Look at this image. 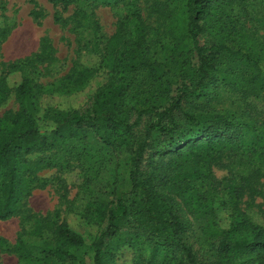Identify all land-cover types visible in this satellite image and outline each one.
<instances>
[{
	"label": "rangeland",
	"instance_id": "374dc122",
	"mask_svg": "<svg viewBox=\"0 0 264 264\" xmlns=\"http://www.w3.org/2000/svg\"><path fill=\"white\" fill-rule=\"evenodd\" d=\"M184 4L0 0V127L22 108L24 126L44 135L59 117L75 111L91 116L99 103L115 102L119 119L109 128L102 120L86 118L74 136H55L48 149L23 157L28 197L20 213L0 220V264H63L53 255L55 230L63 221L85 242L70 251L90 264V246L105 229L106 209L117 200L129 214L105 242L109 263L182 264L181 246L159 240L157 232L150 236L142 219L140 226L130 214L135 198L130 158L142 143L139 174L152 178L180 218V243L190 248L195 264L221 261L220 245L228 241L233 209L264 226V158L258 147L264 133V71L223 54L214 82L200 96L182 100L193 122L176 113V129L147 137L146 126L155 117L143 114L127 128L138 105L162 109L183 85L191 88L196 82L197 57L184 38ZM200 24L199 44L244 46L264 62V0H219ZM23 78L31 89L20 99L17 86ZM224 123H230L229 144L201 151L189 147L205 141L207 126ZM90 203L103 205L102 216L94 218L97 224L80 217Z\"/></svg>",
	"mask_w": 264,
	"mask_h": 264
},
{
	"label": "trees",
	"instance_id": "16d2710c",
	"mask_svg": "<svg viewBox=\"0 0 264 264\" xmlns=\"http://www.w3.org/2000/svg\"><path fill=\"white\" fill-rule=\"evenodd\" d=\"M52 3H68L73 0H50ZM219 0H185L186 24L184 38L197 57L198 76L195 84L189 88L183 85L178 94L173 97L166 107L158 109L145 105H138L136 109V119L127 128L136 125L143 114H150L155 117L146 126V135L151 132L165 134L178 127L175 120L176 113L185 116L188 122H193V116L184 112L182 109V100L190 95L200 96L206 87L214 82L216 65L221 55L240 57L250 61L258 71H264V62H261L255 55L248 51L244 46L233 48L222 42L210 44H199L198 37L203 31L200 24L211 14L213 4ZM137 20L140 17L137 15ZM30 87L23 78L17 86V95L21 99L30 94ZM101 92L95 97L98 101ZM94 110L93 115L88 116L77 111L69 115L59 117L57 126L50 131L49 135L39 132L36 127L24 126V109L22 108L17 116L6 126L0 127V220H6L20 213L28 197L25 184L22 181V168L25 165L23 158L31 152H43L53 142V137L74 136L81 128L82 122L89 118L90 120L105 122L106 127L117 126V104L113 102L110 106L101 107ZM103 108V109H102ZM230 123H224L223 126L209 125L202 131V137L205 139L202 143H195L189 147L211 149L214 144L230 143ZM74 126V127H73ZM67 132V134H63ZM260 153L264 158V133L259 143ZM145 151V143L140 144L133 152L130 161L131 169L129 171V180L134 199L130 205V214L135 222L140 226V219L147 226L145 229L150 236L155 237L168 244L181 246L185 252V258L181 260L182 264H195V258L190 248L180 243V237L184 226L163 197L155 189L152 178H143L140 176L139 166L141 164ZM165 183L168 179H163ZM102 204L90 203L86 210L81 214V218L87 223L97 224L95 215L101 217L100 207ZM129 211L126 205L117 200L114 207L106 209V226L100 232L98 237L90 246V264H111L107 261L105 255V242L114 236L118 230L119 222L128 216ZM231 223L229 229L225 231L226 239L221 243V261L217 264H264V226L252 223L246 215L239 210L233 209L231 212ZM55 249L53 255L63 264H85L83 258L78 257L70 251V248H81L85 242L83 237L72 230L68 224L63 221L59 223L55 230ZM116 252V251H115ZM112 253L111 262L115 261L116 254ZM249 256L251 260L245 258ZM151 264V261H147Z\"/></svg>",
	"mask_w": 264,
	"mask_h": 264
}]
</instances>
